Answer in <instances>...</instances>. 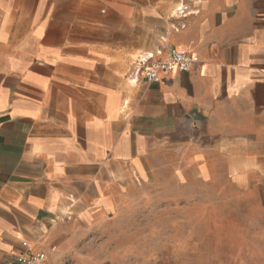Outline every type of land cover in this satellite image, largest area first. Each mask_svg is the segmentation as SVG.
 I'll use <instances>...</instances> for the list:
<instances>
[{"label": "crops", "instance_id": "1", "mask_svg": "<svg viewBox=\"0 0 264 264\" xmlns=\"http://www.w3.org/2000/svg\"><path fill=\"white\" fill-rule=\"evenodd\" d=\"M108 1L102 18L95 0H0V264L29 248L88 264L130 190L163 169L206 180L231 144L264 134V0ZM143 48L199 61L135 82Z\"/></svg>", "mask_w": 264, "mask_h": 264}, {"label": "rangeland", "instance_id": "2", "mask_svg": "<svg viewBox=\"0 0 264 264\" xmlns=\"http://www.w3.org/2000/svg\"><path fill=\"white\" fill-rule=\"evenodd\" d=\"M108 2L95 0L98 17H108ZM128 2L135 9L153 0ZM130 18L129 46L141 39L136 14ZM151 20L144 22V44ZM146 51L152 50L134 51L131 61ZM229 149L206 180L163 169L159 184L130 190L123 216L90 236L83 250L88 264H264V134Z\"/></svg>", "mask_w": 264, "mask_h": 264}, {"label": "built area", "instance_id": "3", "mask_svg": "<svg viewBox=\"0 0 264 264\" xmlns=\"http://www.w3.org/2000/svg\"><path fill=\"white\" fill-rule=\"evenodd\" d=\"M162 52L159 50L138 57L130 72L131 79L135 82L143 79L154 83L159 80L161 73L187 72L199 61L197 55L176 48H170L166 55L160 58ZM10 264H50V262L45 251H34L29 248L26 252L17 255Z\"/></svg>", "mask_w": 264, "mask_h": 264}, {"label": "bare ground", "instance_id": "4", "mask_svg": "<svg viewBox=\"0 0 264 264\" xmlns=\"http://www.w3.org/2000/svg\"><path fill=\"white\" fill-rule=\"evenodd\" d=\"M179 6V5H178ZM183 6V5H182ZM181 8H183V7H181ZM182 10V9H181ZM141 56H144V54L143 55H141Z\"/></svg>", "mask_w": 264, "mask_h": 264}]
</instances>
